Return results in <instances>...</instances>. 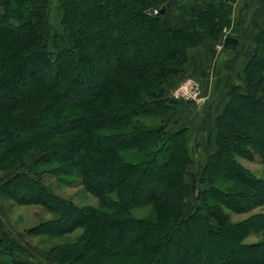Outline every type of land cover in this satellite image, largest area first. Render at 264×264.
Masks as SVG:
<instances>
[{
    "label": "trees",
    "instance_id": "1",
    "mask_svg": "<svg viewBox=\"0 0 264 264\" xmlns=\"http://www.w3.org/2000/svg\"><path fill=\"white\" fill-rule=\"evenodd\" d=\"M160 1L61 0V30L52 33L51 49L42 0H0V165L12 158L23 166L38 152L35 167L44 168L35 177L18 172L0 195L57 216L28 236L86 230L77 247L47 254L53 264H264V242L244 243L264 231V213L241 223L229 215L264 206V178L241 162H254L257 150L264 164V29L245 85L232 89L216 118V151L200 177L204 205L184 219L198 191L189 180L193 160L187 129L170 131L165 117L190 102L173 100L169 85L185 72L188 50L202 46L204 35L218 40L229 33L232 18L219 2L193 9L186 28H166L163 10L151 14ZM139 150L137 160L123 157ZM45 175L83 186L98 206L55 194ZM148 206L161 208V217L135 216ZM199 229L205 239L192 246ZM178 244L187 249L176 250L175 262ZM0 264L37 263L18 259L15 240L4 233Z\"/></svg>",
    "mask_w": 264,
    "mask_h": 264
},
{
    "label": "crops",
    "instance_id": "2",
    "mask_svg": "<svg viewBox=\"0 0 264 264\" xmlns=\"http://www.w3.org/2000/svg\"><path fill=\"white\" fill-rule=\"evenodd\" d=\"M219 2H224L231 13L232 26L229 33L218 40L204 35L202 46L188 50L185 72L169 85L170 93L185 78L193 76L201 83L205 101L203 104H180L165 117L170 122V131L187 129L192 160L199 152V157H203L205 163L216 151V118L224 113L232 89L236 85H245V68L257 45L259 33L264 29V0H161L158 5V9L165 12L162 17L164 26L182 29L192 24L190 13L193 9L201 10L208 4ZM228 35L239 39L236 51L224 48L223 43ZM3 226L0 220V236L4 233L11 235L9 229ZM11 237L18 244V239Z\"/></svg>",
    "mask_w": 264,
    "mask_h": 264
},
{
    "label": "rangeland",
    "instance_id": "3",
    "mask_svg": "<svg viewBox=\"0 0 264 264\" xmlns=\"http://www.w3.org/2000/svg\"><path fill=\"white\" fill-rule=\"evenodd\" d=\"M46 1V6L48 7V19L47 23L49 26L48 34V44L52 49V33L61 30L60 20H61V0H44ZM159 10V9H152ZM192 78V77H188ZM187 79V78H186ZM185 79V80H186ZM181 81L175 88L170 92L171 94L185 81ZM144 123L148 125H156L157 122L152 119L143 118ZM144 151V150H143ZM142 150L139 151H129L123 154L125 159L137 160L141 157ZM255 155L254 162H248L241 160L242 164L252 171L257 176L264 178V164L262 163L261 154L257 150H253ZM40 154L38 152H33L31 155L24 159V165L20 166L18 161H14L12 158L0 165V187L3 183L7 182L18 172L27 173L29 176L35 177L37 173H41L44 170L43 167H35V162ZM198 156V157H197ZM205 165V159L199 157V152L194 156L193 162L190 167L189 180L196 185L198 189L197 195L189 201L188 206L185 209L184 219H186L191 212L197 207H203L204 202L200 197V193L205 191L207 185L200 182L201 171ZM44 185L49 187L55 194L76 202L80 206H94L97 207L99 202L97 198L89 194L85 188L81 185L67 187L63 185L58 179H53L44 176ZM107 183V182H106ZM104 183V185L106 184ZM228 187H231L228 185ZM154 190L153 186L150 187L148 192ZM239 191V187H236ZM161 208L158 206H148L143 208H138L134 210V214L137 218L141 219H156L161 217ZM264 213V206L257 208L250 213L237 214L229 213L230 221L233 223H241L246 219H249L253 215ZM57 216L53 213L48 212L43 207L38 205H20L17 204L6 197L0 195V220L3 222L5 229H9L12 236H15L18 240V244L15 242V256L18 259H27L37 264H53L48 260L47 254L55 247H65L67 245L77 247L80 243L81 238L85 236V228H78L75 231L60 236V237H34L28 236V231L34 229L41 223L47 222L49 220L55 219ZM77 217L75 216L74 219ZM205 239V236L201 229H199L195 235H193L192 246H196L197 243ZM264 242V231L253 233L250 237L245 239L244 243L247 245H253ZM187 244V243H186ZM187 249L185 245L178 244L173 250V260L176 258V250ZM179 252V251H178ZM177 252V256H178ZM181 253V252H180ZM177 260H175L176 262Z\"/></svg>",
    "mask_w": 264,
    "mask_h": 264
},
{
    "label": "built area",
    "instance_id": "4",
    "mask_svg": "<svg viewBox=\"0 0 264 264\" xmlns=\"http://www.w3.org/2000/svg\"><path fill=\"white\" fill-rule=\"evenodd\" d=\"M153 15H158L159 10H153ZM171 97L176 101L203 104L205 97L201 84L195 78H187L172 94Z\"/></svg>",
    "mask_w": 264,
    "mask_h": 264
},
{
    "label": "water",
    "instance_id": "5",
    "mask_svg": "<svg viewBox=\"0 0 264 264\" xmlns=\"http://www.w3.org/2000/svg\"><path fill=\"white\" fill-rule=\"evenodd\" d=\"M224 48L230 51H236L238 49L239 46V40L231 37V36H227L224 40Z\"/></svg>",
    "mask_w": 264,
    "mask_h": 264
}]
</instances>
